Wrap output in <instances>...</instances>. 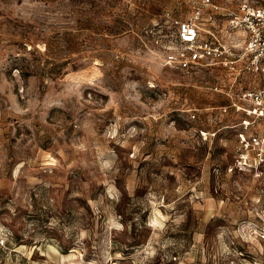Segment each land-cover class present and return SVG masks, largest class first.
<instances>
[{
    "label": "rangeland",
    "instance_id": "1",
    "mask_svg": "<svg viewBox=\"0 0 264 264\" xmlns=\"http://www.w3.org/2000/svg\"><path fill=\"white\" fill-rule=\"evenodd\" d=\"M200 1L0 0V264L264 259L224 70L165 63Z\"/></svg>",
    "mask_w": 264,
    "mask_h": 264
},
{
    "label": "built area",
    "instance_id": "2",
    "mask_svg": "<svg viewBox=\"0 0 264 264\" xmlns=\"http://www.w3.org/2000/svg\"><path fill=\"white\" fill-rule=\"evenodd\" d=\"M218 1L201 0L187 18H171L175 42L166 45L165 63L177 70L204 66L224 70L214 90L226 94L231 102L219 109L243 114L236 124L233 168L264 177V0ZM220 4L226 8V18L216 32L206 24L211 15L205 8H221ZM259 217L263 224L254 232L264 241V198ZM230 264H264V259L240 249Z\"/></svg>",
    "mask_w": 264,
    "mask_h": 264
},
{
    "label": "crops",
    "instance_id": "3",
    "mask_svg": "<svg viewBox=\"0 0 264 264\" xmlns=\"http://www.w3.org/2000/svg\"><path fill=\"white\" fill-rule=\"evenodd\" d=\"M221 2L220 0L218 1ZM221 8H214L213 6H209L205 8V12L207 15H211L210 17L206 18V24L208 28L218 32L219 30V24L223 19L226 17L224 16V12L226 11V8L220 4ZM243 34V32H240Z\"/></svg>",
    "mask_w": 264,
    "mask_h": 264
}]
</instances>
